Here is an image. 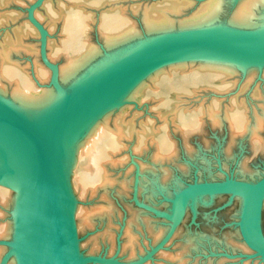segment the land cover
Returning a JSON list of instances; mask_svg holds the SVG:
<instances>
[{
	"label": "bare ground",
	"instance_id": "1",
	"mask_svg": "<svg viewBox=\"0 0 264 264\" xmlns=\"http://www.w3.org/2000/svg\"><path fill=\"white\" fill-rule=\"evenodd\" d=\"M28 1L32 2L33 0H0V6L2 7L6 6L9 8L13 3L19 5L14 9L19 10V12L17 11L18 13L11 11L7 12V8L2 9V11L0 10V13L4 10L7 12L6 15L0 14V29L3 28L4 23H10L11 21L14 22L13 26L15 27L13 32H8L6 36L3 35L5 37L2 36V39L4 38L3 41L2 39L0 40V99L6 101L32 125L38 114L59 95L52 88V86L48 84V82L50 83L49 70L46 67H43L39 61L38 32L30 24V22L27 21L24 16L23 9L20 7ZM64 1L66 8L64 9V6H60L59 9L56 10L51 7L49 3L50 1L44 0L41 6L36 8L33 13L35 20L45 31L46 55L48 60L56 66L58 82L64 91L97 64L101 50H103V52H107V50L112 48L116 49L112 50V52L109 51L110 54L130 46L131 42L134 41L137 43L159 35L214 27L216 26L215 23L217 21L223 19L221 18V14L224 11V7H226L224 6L226 5V0L200 1L198 4L193 3L192 0H176L174 2H165L159 6L158 14H156V10L149 11L146 7L140 9V13V10L135 11V7L132 9H129L128 7L122 8L121 6L116 9L113 8L112 10L110 9V11L103 13L99 20L98 26L101 33L100 38H102L101 47H95L93 45V47H87L82 46L80 41L81 35L88 27H90V20H92V18H90V14L87 13V8H98L99 6L105 4L109 6L108 8H111V6L117 5V3L121 0ZM128 1L129 0H127V2ZM193 1L195 2L196 0ZM128 4H133V2L130 1ZM61 10L65 13L64 16H61ZM160 10H162L161 13ZM262 12H264V0H236L230 10L228 18L236 23H243L256 17ZM128 13L137 14L136 16H139L141 31L136 30L135 26H130L127 20ZM58 20H60L61 25L57 24ZM57 29L62 41L55 43L53 42L54 34L52 35V32ZM73 48L74 56L72 60H66L57 66V60L65 56L64 52L72 51ZM103 55H105V53ZM25 57L29 58V60H27L28 63H26L27 61L25 63L22 62ZM194 59H198V62H189V60ZM182 60H188V62H179ZM172 62L179 63L170 64V66L168 65V68L166 69L172 68L177 70L178 68L185 67V65L188 66L189 64L192 65H189L190 67L197 65V67L201 68H198L195 72L196 74L192 76L193 78L190 80V85H209L211 81L220 79L222 85L217 88V90L220 91L228 89L227 85L224 83L225 81L222 79L228 75H235L238 70H241L246 75L245 77L248 82H246L245 85L249 84L257 73L264 75V55H229V61L210 56H189L185 59H176ZM158 67H160V65L137 72L133 85L131 87H125L121 91L115 92V98L109 99L100 108H98V115L90 117V120L84 129L66 147H64L58 156L61 166L63 186L68 197L71 212L74 215L73 217L79 223V226L82 225L81 228L83 227V229H91V227H93V223L95 224L97 219L104 222L106 224L104 225L109 228L112 219L115 218V214L112 204L110 203L111 201H108V195L110 196V193L114 190L128 189V185L133 183V180L131 181L130 178L133 177L132 173L134 167L132 165V168L129 163H126V156L123 157L124 153L120 149L122 147L123 149L128 147L127 149H129L131 153L134 154L136 152L135 156L138 159L141 153H144L147 149L149 150V144H147V142L146 144L143 142L145 135H148L150 132L147 124L144 123V126L142 125V127L137 129L133 126L135 125L134 121H132L133 125L129 123L125 125L127 117L125 118L126 114L124 113L129 109V107H132L133 103L135 107V99L139 95V89L144 84L149 85L151 84V81H155L159 72L164 70L166 71V69L159 71L161 68L156 71L155 69ZM235 82L236 81H234V83ZM182 85H185V82H178V85L176 86L181 87ZM255 95L257 97V101H254V103L256 102L258 105L257 107L255 105L253 107L250 106V109L245 108L246 114H240L234 109L225 112L219 108V102L216 99L212 100L208 107L201 111L198 116H203L202 119H205L209 125H213L215 127H219L227 120V127L233 135H238L237 133H240L242 136L245 135L249 137L251 141H258L261 139L260 130L264 126V85L262 86V83L257 86ZM236 104H238L237 101L233 99L231 101V106L229 107H236ZM164 107L165 108L163 109H166L168 104H164ZM174 112L175 113L172 116L175 120L176 118H183V112L179 110ZM130 115H132V113ZM183 124L184 122L180 123V125ZM126 138L129 140H125ZM142 147H144V149H142ZM161 152L166 151L163 149ZM156 154L154 153L155 156L153 155L152 159L150 158L151 161H148L150 165L153 164L157 167L160 166L162 169L170 163L171 156L170 158H161L159 153ZM78 158L87 159L88 162L87 171H84L75 178L78 189L81 193L85 194V197L90 196L92 199H98V201L100 200L99 202H94L93 200L94 203H92V205L90 204V207L88 206L86 208V206H83L84 208L81 207L82 209H79V206L81 205H78V199L75 196L71 185V174ZM134 163H137L136 166L138 165L136 169L137 172L138 169L140 171L146 170L147 172L151 167L148 166L149 168H147V166H143L146 163H141L142 165H140V162L134 161ZM114 172H119V176H116L118 174L115 175ZM141 172H139L140 175ZM150 172L148 173L152 174L153 170ZM236 175L240 178H245L246 180L251 179V181L248 180L251 184L248 182L246 183L250 184L252 187L257 183L258 179L261 178L260 173H257L255 176L245 175L243 170L238 171ZM146 177L144 178L149 179L148 177H150V175H147ZM139 179L142 180L143 178ZM117 193L119 195V192ZM151 194L153 196V193ZM202 195L205 194H200V196ZM213 195L214 194L211 196ZM189 196H192L190 197L192 199L195 198L194 194ZM189 196H186V193L182 194V191L174 196V200L171 202V219L169 221L176 223L180 220ZM233 197L236 198L239 204V209L234 216L236 224L235 232L238 233L239 238L242 240L243 234L240 222L245 210V199L241 194L232 195V198ZM22 206L23 197L16 191L11 201L6 204L8 209L10 208L13 210V213L10 212L12 217L8 218V222L4 224L3 221L0 220V222H2L0 241H4L2 238L10 237L13 241L18 242V225ZM262 207H264V193L261 197L260 210ZM6 211L9 213L8 210ZM135 223H137L135 220L131 223L127 222V225L124 228L125 231L122 235L124 236V240L122 242L123 244L121 250L128 258H132L137 255L139 250L138 239L135 232L132 231ZM152 228L150 233H152V237L154 239L153 241H158L159 243V240L163 237V231L156 232L155 229ZM103 233L104 234H100V236H97L96 238V241L98 239L100 242L99 244H103V242L109 243V236L106 235L111 232ZM190 241L191 238L189 242L186 243L191 245L192 243H190ZM96 244H98V242ZM189 245H187L186 248ZM245 245L249 249L255 251L247 244ZM79 247L81 248L79 243H77V249H80ZM186 248L184 247V250ZM2 251L3 250L0 249V254ZM80 253L78 250V256L82 257L83 254ZM162 255L165 256L163 260V263L165 264H185V256L178 257L174 254V252L172 253L170 251H164ZM6 264H19V258L12 257Z\"/></svg>",
	"mask_w": 264,
	"mask_h": 264
},
{
	"label": "rangeland",
	"instance_id": "2",
	"mask_svg": "<svg viewBox=\"0 0 264 264\" xmlns=\"http://www.w3.org/2000/svg\"><path fill=\"white\" fill-rule=\"evenodd\" d=\"M45 1H50L51 7L56 10L60 6H64V9L66 8L64 0ZM130 1L133 4H128ZM174 1L176 0H129L128 2L127 0H121L119 1L120 3L118 2L117 5L111 6V8H108L109 6L107 4L101 5L98 8H87V13L90 14L92 20H90V27L81 35V45L101 47L102 38H100L101 33L98 24L103 13L110 11V9H116L120 6L122 8L128 7L129 9L135 7V11H138L146 7L149 11L156 10V14H158L159 6L165 2ZM200 1L204 2L208 0H196L195 2L192 0L193 3L197 4ZM32 2L28 1L20 6L23 9L26 19V8ZM225 4L224 6L226 7H224V11L222 12L224 15L228 0H226ZM16 6L19 5L13 3L9 7L10 9L6 6H0V10L2 11V9L7 8V12H19V10H14ZM6 11L4 10L0 14L6 15ZM161 12L162 10H160ZM64 14L61 10V16H64ZM222 14L221 18H224ZM136 15L128 13V19L127 17L126 19L130 26H135L136 30L141 31L139 16ZM221 21L219 20L215 24L217 25ZM57 24L61 25L60 20H58ZM13 25L14 22L12 21L10 23H4L3 28L0 29V40L3 35L6 36L8 32H13L15 28ZM52 35L54 37L53 42L57 43L62 41L58 29L54 30ZM134 43L135 41L131 42L130 45ZM112 50L116 49L112 48L107 50V52L101 50L98 60L101 61L111 55L112 53L109 54V51L112 52ZM73 51L74 48L72 51L64 52L65 56L57 60V66L66 60H72L74 56ZM104 53L105 55H103ZM27 60L29 58L25 57L22 62L25 63ZM39 61L45 67L40 60V55ZM184 61L188 62V60L179 62ZM192 61L195 63L198 62V59L189 60V62ZM179 62L164 64L155 70L157 71L161 68L159 70L161 71L162 69L168 68V65L170 66V64ZM189 65L180 67L177 70L169 68L166 71L159 72L155 81H151L149 85L144 84L139 89V95L135 99V107L133 103L132 107H129V109L126 108L128 110L124 113L126 114L125 118L127 117L125 125L127 123L132 124V121H134L135 125H132L137 129L142 127V125L144 126V123L147 124L150 132L148 131L149 134L145 135L143 142L149 144V150L147 149L144 153H141L142 156L140 155L141 157L139 156L138 159L135 156L136 152L134 154L131 153L127 149L128 147L124 149L122 147L120 149L124 153L123 157L126 156V163L134 167L133 177L130 178L131 181L133 180V183L131 184L130 182L131 185H128V189L114 190L110 193V196L108 195V201H111L110 203L115 214V218L112 219L109 228L105 226L106 224L104 222L97 219L91 229H83V227L81 228L82 225L79 226V223L73 217L77 243L81 246L78 250L83 256L101 255L106 258L112 257L125 263L140 262L143 259L142 263L139 264H165L163 263L165 256L162 254L164 251H170L172 253L174 252L178 257L185 256V264H264V258L260 256L247 258V255L253 254L255 251L249 249L241 241L238 233L235 232L236 224L234 216L239 209V204L236 198H232L230 194L200 196L202 193H199L196 196L194 194V199L189 197L180 220L176 223L172 233L170 232L173 223L169 221L167 215H171V202H173L174 196L186 186L194 182L222 181L226 176L238 181H245V178H240L236 175L240 170H243L245 175L255 176L257 173H260L261 177L264 175V126L260 130L261 139L251 141L249 137L242 136L240 133L233 135L227 127V120L219 127H215L209 125L205 119H202L203 116H198L201 111L208 107L212 100L216 99L219 102V108L223 111L228 112L234 109L240 114H246L245 108L250 109L254 105L256 107L258 105V103H254V101H257L255 92L257 91V86L261 85V83L262 86L264 85V75L257 73L250 83L245 85L248 82L245 77L246 75L241 70H238L235 75H228L222 79L225 81L224 83L228 89L220 91L217 90L222 85L220 79L211 81L209 85H190L192 76L196 74L195 72L198 68H201L197 67V65H193V67ZM234 81L236 82L234 83ZM178 82H185V85L177 87ZM48 84L50 83L48 82ZM233 99L238 104H236V107H229ZM164 104H168L166 109H163L165 108ZM177 110L183 112L182 119L176 118L175 120L172 116L175 113L174 111ZM131 113L132 115H130ZM182 122L185 125H180ZM128 138L125 140H129ZM163 149L166 152H161ZM154 153H159L161 158H170L171 156L170 163L167 165L168 167L166 166L162 170L160 166L157 167L152 164L153 167L150 165L148 161H151L150 158L152 159ZM133 160L140 162V165L146 163L143 166H147V168L151 166L154 169L150 167L147 172L146 170H141L143 174L139 169L137 172L138 165L136 166L137 163L135 164ZM87 167V159L78 158L71 174L72 189L78 199V205H81L79 209L85 206L86 208L88 206L90 207L92 203L100 201L98 199H92L90 196L85 197V194L81 193L76 185L75 178L84 171H87ZM149 170H153V173L149 174ZM139 172H141V175ZM114 174H118L116 176H119V172H114ZM147 175H150L148 177L149 179L144 178ZM139 178H143V181ZM248 180L251 181V179H247L245 182L250 183ZM117 192H119V195ZM151 193H153V196ZM13 195H15V191L0 185V220L3 221V224L8 222V218L12 217L10 212L13 213V210L8 209L6 204L11 201ZM134 220L137 223H135L136 225L134 224L132 231L135 232L138 239L139 250L137 255L128 258L121 250L124 240V236L122 235L127 222L131 223ZM151 228L155 229L156 232L163 231V237L159 240V243L158 241H153L152 233H150L152 231ZM1 229L2 222H0V231ZM260 229L264 237V207L261 208ZM103 232H111L106 235L109 236V238L107 237L109 243L102 241L103 244H99L100 242L98 239L96 241V238L100 234H104ZM188 238L189 240L191 238V245L186 243L189 242ZM5 239L12 240L10 237L2 238V240ZM163 241L164 243L160 246ZM97 242L98 244H96ZM185 244L189 246L186 248L187 245ZM184 247L186 248L185 250ZM0 249L3 250L0 254L1 258L7 248L0 246Z\"/></svg>",
	"mask_w": 264,
	"mask_h": 264
},
{
	"label": "water",
	"instance_id": "3",
	"mask_svg": "<svg viewBox=\"0 0 264 264\" xmlns=\"http://www.w3.org/2000/svg\"><path fill=\"white\" fill-rule=\"evenodd\" d=\"M43 1L30 3L26 17L38 32L40 60L49 70L50 85L59 96L38 114L32 125L0 99V185L23 197L18 242L0 241V245L7 248L0 264H6L12 257H18L19 264L142 263L143 259L124 263L101 255L78 256L76 228L58 156L84 129L90 117L98 115V108L115 98V92L133 85L139 71L189 56L229 61V55H264V12L236 23L228 18L236 0H228L226 13L218 25L134 43L97 63L64 91L58 82L57 68L46 55L45 31L33 15ZM183 193L186 196L241 194L245 199L240 222L241 241L255 250L247 258L264 257V237L260 229L264 175L253 187L226 176L222 181L194 182L183 188ZM167 218L171 219L169 215Z\"/></svg>",
	"mask_w": 264,
	"mask_h": 264
}]
</instances>
